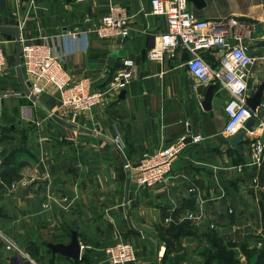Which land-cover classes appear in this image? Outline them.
I'll return each instance as SVG.
<instances>
[{
  "label": "crops",
  "instance_id": "1",
  "mask_svg": "<svg viewBox=\"0 0 264 264\" xmlns=\"http://www.w3.org/2000/svg\"><path fill=\"white\" fill-rule=\"evenodd\" d=\"M195 2L189 0V7L198 18L235 16L248 51H264V0ZM109 4L124 6L131 17L126 34L105 40L95 28ZM149 9L150 0H0V25L18 26L24 40H46L71 76L88 77L92 87L105 88L122 57L134 63L122 97L120 91L105 94L91 110L71 118L54 87L36 100L24 94L14 63L16 40L0 31L6 58L0 71V171L4 155L19 144L15 133H26L23 124L36 123L38 131L17 156L27 160L18 176L10 183L0 178V264H111L103 247L119 238L130 239L137 251L131 264H187L199 257L205 242L185 235L168 245L162 259L166 243L159 230L172 217L212 228L224 239L260 244L264 172L248 162L255 136L264 141V89L253 130L230 145L222 134L229 92L215 83L210 106L204 108L212 81H199L187 70V53L177 49L160 61L148 58L147 49L166 30L165 16ZM114 49L118 58L110 66L107 57ZM222 54L220 45L202 51L211 65ZM262 80L256 62L248 74V95ZM53 114L74 125L58 122ZM14 123L22 127L12 129ZM185 129L206 137L182 150L163 181L138 187L133 173L141 152ZM195 210L200 217H187ZM72 230L81 244L80 257L53 255L45 242H68Z\"/></svg>",
  "mask_w": 264,
  "mask_h": 264
},
{
  "label": "built area",
  "instance_id": "2",
  "mask_svg": "<svg viewBox=\"0 0 264 264\" xmlns=\"http://www.w3.org/2000/svg\"><path fill=\"white\" fill-rule=\"evenodd\" d=\"M149 12L165 16L166 30L147 49L148 58L160 61L166 53L174 55L177 49L186 51V68L197 80H210L229 92L230 99L223 107L226 114L222 130L224 137L235 133L248 117H257V109L252 110L246 103L248 74L250 67L259 62L264 79V51L259 54L248 51L247 45L241 41V29L235 16L213 20L198 18L189 7V0H150ZM130 17L131 14L124 6L109 4L95 28V33L105 40L126 34ZM229 36L234 37V40L230 41ZM19 40V62L24 79L30 82L29 91L38 95L47 87H54L60 107L67 108L71 118L91 110L105 94L112 93L115 96L133 76V60L122 57L120 65L111 72L106 87L95 88L88 77L73 78L65 68L63 60L51 51L46 40H24L21 37ZM2 42L3 39L0 38V71L6 64ZM213 45H220L223 51L215 65L209 64L202 55V51ZM262 124V121L258 123L260 126ZM205 137L201 132L185 129L172 141L153 150L142 151L134 165L133 178L136 185L150 187L163 181L173 160L182 150L203 141ZM114 140L116 143L120 141L118 133ZM263 158L264 141L255 136L248 164L259 167ZM125 165L128 166V163ZM187 217L197 219L200 212L189 211ZM103 252L111 264H131L138 259L132 241L127 238H119L106 244ZM24 255L32 260L27 252ZM187 264L202 263L193 260Z\"/></svg>",
  "mask_w": 264,
  "mask_h": 264
},
{
  "label": "trees",
  "instance_id": "3",
  "mask_svg": "<svg viewBox=\"0 0 264 264\" xmlns=\"http://www.w3.org/2000/svg\"><path fill=\"white\" fill-rule=\"evenodd\" d=\"M10 127V126H9ZM9 127L8 130H9ZM10 131V130H9ZM26 143L20 142L18 145L11 147L2 159V169L0 178L6 182H11L18 176V169L27 162L26 159L17 158L19 153L26 152ZM261 169L264 172V158L261 161ZM261 198L264 204V189L261 191ZM175 212H178L176 210ZM160 237L165 241L163 252L164 259L168 251V245L179 243V240L185 235L197 237L204 240L205 245L198 252L202 259V264H264V237L260 244H249V239L245 238L240 241L224 239L212 228L201 229L192 224L189 219L171 218L166 226H160ZM264 236V227L262 229ZM239 253L244 256L245 262L241 260Z\"/></svg>",
  "mask_w": 264,
  "mask_h": 264
},
{
  "label": "water",
  "instance_id": "4",
  "mask_svg": "<svg viewBox=\"0 0 264 264\" xmlns=\"http://www.w3.org/2000/svg\"><path fill=\"white\" fill-rule=\"evenodd\" d=\"M193 2H195L196 4L199 3V0H192ZM202 4L205 3L204 0H201ZM200 4V5H202ZM198 6H200L199 4H197ZM19 27L18 26H12V25H0V31L3 32V35L6 38L9 39H15L16 40V46H15V59H14V63H15V68H16V74L18 77V80L20 82L21 88L24 91L25 94H27L29 96V98H31L32 100H36V95L31 93L29 91V80L24 79L23 73H22V69L20 66V62H19V39H20V31H19ZM120 37V36H118ZM186 53V51H184ZM118 58V50L114 49L112 51L109 52L108 57H107V63L110 66H114L116 63V60ZM215 83L214 82H210L207 87L206 90L204 92V96H203V100H202V105L204 108H208L210 106L211 103V97L213 95V89H214ZM263 89H264V80H262L257 88L246 97V103L247 105L252 109V110H256L262 94H263ZM124 95V90H121L119 93V96L122 97ZM58 122L66 125V126H72L74 124L70 123L68 120H65L64 118L53 114L52 115ZM254 117H248L244 123L243 126L240 127L235 133L230 134L226 137V140L230 143V145L232 146H236L238 143H240L243 140V135L247 132V131H251L253 130L254 126H255V122H254ZM127 184H128V180H127ZM249 235V234H246ZM45 244L48 246V248L51 250V253L54 255L56 253H61L63 255L69 256L71 258H78L80 257V252H81V244L77 238V233L75 230L71 231V236H70V240L68 242H61V241H55V242H45Z\"/></svg>",
  "mask_w": 264,
  "mask_h": 264
},
{
  "label": "rangeland",
  "instance_id": "5",
  "mask_svg": "<svg viewBox=\"0 0 264 264\" xmlns=\"http://www.w3.org/2000/svg\"><path fill=\"white\" fill-rule=\"evenodd\" d=\"M15 124V125H14ZM13 124V126H12V129H18L19 127L21 128L22 126H20L19 124H17L16 125V123H14ZM25 126H27L26 124H23V128H22V131H25L26 133H25V135L23 136V135H21L19 132L16 134L15 133V135L17 136V137H19V135H20V139L18 140V139H16V143L17 142H25L26 144H28V142H29V140L31 141L32 139L34 140V137L36 136V133H38V131H37V125H36V123H34V126L33 125H30L29 124V126H27V127H25ZM8 127V126H7ZM6 132H8L9 133V130H8V128H6ZM195 261H199V262H201L202 263V259H201V257L199 256Z\"/></svg>",
  "mask_w": 264,
  "mask_h": 264
}]
</instances>
